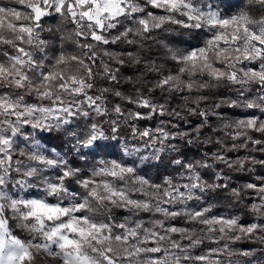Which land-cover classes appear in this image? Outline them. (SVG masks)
<instances>
[{
    "label": "clouds",
    "instance_id": "1",
    "mask_svg": "<svg viewBox=\"0 0 264 264\" xmlns=\"http://www.w3.org/2000/svg\"><path fill=\"white\" fill-rule=\"evenodd\" d=\"M0 264H264V0H0Z\"/></svg>",
    "mask_w": 264,
    "mask_h": 264
}]
</instances>
